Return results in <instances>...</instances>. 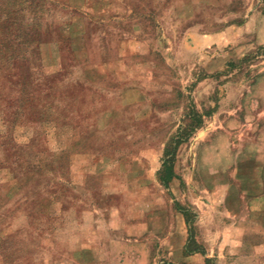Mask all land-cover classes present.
<instances>
[{"label":"rangeland","instance_id":"1","mask_svg":"<svg viewBox=\"0 0 264 264\" xmlns=\"http://www.w3.org/2000/svg\"><path fill=\"white\" fill-rule=\"evenodd\" d=\"M260 40L264 0H0V264H264ZM13 53L81 83L13 103Z\"/></svg>","mask_w":264,"mask_h":264},{"label":"crops","instance_id":"2","mask_svg":"<svg viewBox=\"0 0 264 264\" xmlns=\"http://www.w3.org/2000/svg\"><path fill=\"white\" fill-rule=\"evenodd\" d=\"M17 26V23L14 21V20H7V22H3V25H5L6 27L8 26H14L15 24ZM18 27V26H17ZM22 29L19 31V29L15 30L14 33H15V37H14V40L17 39V40H20L21 42V38L23 39H28L30 38L31 35H33L31 33V35L29 36L28 34L26 35H23L22 34ZM16 33H17V36H16ZM34 36L33 35V39H34ZM36 38V36H35ZM16 41V40H15ZM36 42H39V39H36L35 40ZM259 43H264V40H260ZM9 45L6 44V47L2 45V43H0V54L2 51H7ZM17 52H19L17 50ZM32 52L35 54V52L37 53V49H34V51L32 50ZM76 63V67L77 65L79 67H81L79 65V63L77 61H75ZM40 62L37 66V68L34 70L36 71L37 73L33 76V77H23L22 74L25 73L26 71V67H30V65L28 64V62H25L23 59H22V56H20V54L16 53V54H11L9 56V58L6 59L5 61V67L8 65V70H9V74L7 75L9 77V80H11V85L13 86V89H14V98H13V103H18L20 100H21V97H23L24 93L28 94V95H31V96H34V95H39V96H46L47 98L48 97H52V95H55V92L53 94V91L56 89V88H59V90H70L73 92V90L69 87H67V84H71L73 86L74 85H77L78 83H81V81L78 80V78H71L69 80V78L66 76L65 77V80L63 78V80H61L60 78L57 79L56 77H53L55 74H49L48 72H45L44 69H42L43 65ZM36 66V65H35ZM39 69V70H37ZM62 70L64 71L65 69L62 68ZM62 70H58L57 73H60ZM21 71H22V74H21ZM33 71V72H34ZM15 72H18L19 74H21V77L19 79V77L15 74ZM48 73V74H47ZM17 78L19 79V81L17 80ZM58 84L60 86H58ZM83 84V83H82ZM74 96L77 97V93L75 92L73 94ZM11 103V104H13ZM6 107V106H4ZM15 105L13 106V108L11 107L10 108H7L8 110H12L14 111L15 110ZM16 111V110H15ZM29 120L27 118H24L21 120V122H23V124H25V122H28ZM19 147V146H18Z\"/></svg>","mask_w":264,"mask_h":264},{"label":"trees","instance_id":"3","mask_svg":"<svg viewBox=\"0 0 264 264\" xmlns=\"http://www.w3.org/2000/svg\"><path fill=\"white\" fill-rule=\"evenodd\" d=\"M196 116V115H193ZM192 118V117H191ZM201 123V122H199ZM198 125V126H197ZM201 124H196L195 126L192 127V129H190V132H188V134H186V138L189 137V135L193 132H195V130L200 126ZM181 139L180 142L177 143V145H179V143H181ZM176 150H172L169 151L167 149L166 153H165V160L163 161L162 164V168L159 171V180L162 182V184L165 187H168L169 183L177 177L175 170H174V161L176 158Z\"/></svg>","mask_w":264,"mask_h":264}]
</instances>
